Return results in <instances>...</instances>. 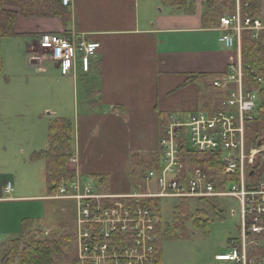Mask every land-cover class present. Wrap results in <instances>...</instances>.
Here are the masks:
<instances>
[{
  "label": "crops",
  "instance_id": "0c3cea01",
  "mask_svg": "<svg viewBox=\"0 0 264 264\" xmlns=\"http://www.w3.org/2000/svg\"><path fill=\"white\" fill-rule=\"evenodd\" d=\"M206 3L71 0L61 16L19 17L18 36L0 38V264L5 244L26 230L48 237L52 231L43 233L49 230L44 221L57 218L65 206L76 224L77 204L51 198L45 161L35 156L49 150L55 122L72 127L76 172L99 194L125 195L142 188L135 175L142 169L145 175L159 160L167 116L213 107L209 78L224 73L234 51L223 46L217 30L219 17L229 9ZM256 8L264 19V0H256ZM43 34H76L98 43L89 71L77 63L74 75H62L50 70V61L37 71L33 57ZM5 39L13 40V51L33 68L25 89L12 86L14 77L3 70ZM25 102L29 110L22 107ZM20 125L27 138L21 142L24 150L14 152L9 136ZM9 182L13 191L7 195ZM216 255L213 263L222 264ZM159 261L164 264L161 247Z\"/></svg>",
  "mask_w": 264,
  "mask_h": 264
},
{
  "label": "built area",
  "instance_id": "2783aa9c",
  "mask_svg": "<svg viewBox=\"0 0 264 264\" xmlns=\"http://www.w3.org/2000/svg\"><path fill=\"white\" fill-rule=\"evenodd\" d=\"M60 4L68 8L71 0H60ZM248 6L235 0L234 12L218 19L219 41L234 51L224 73L209 79L219 108L167 116L159 141L158 167L146 172L145 192L94 193L78 172L54 191L51 198L74 201L78 206L76 264H157L158 222L145 201L225 198L238 203V210H230V215L239 219V234L229 238L227 251L217 254L215 261L254 264L256 258L249 257L250 251L264 233V179L252 183L251 178L256 156L264 150L249 148L246 139L247 125L258 116L257 92L250 84L261 79L244 63L242 36L248 33L251 39H258L264 23L244 11ZM39 48L33 57L39 63L37 71H44L42 63L50 61L62 75H74L77 63L83 72L89 71L99 44L76 34H43ZM198 153L216 155L222 171L210 175L192 165L189 158ZM12 191L9 182L4 193Z\"/></svg>",
  "mask_w": 264,
  "mask_h": 264
},
{
  "label": "rangeland",
  "instance_id": "374dc122",
  "mask_svg": "<svg viewBox=\"0 0 264 264\" xmlns=\"http://www.w3.org/2000/svg\"><path fill=\"white\" fill-rule=\"evenodd\" d=\"M163 1L170 3L174 0ZM227 5H230V3ZM44 18L45 17H39V19ZM2 44H4L2 46V57L4 62L3 70L10 72V76L14 77L16 83L12 86H16V89L18 90L25 89L27 80L31 81L30 79L34 74L33 68L26 66L22 60L23 58L18 55L19 53L13 51V48L16 46L15 44L13 45V40L5 39ZM247 50L246 54L249 58H253V62L258 65V70L261 72V82H256L260 85V88L258 89L259 92L257 93L259 111L257 112L259 114V122L256 127H263L264 129V39L257 42H250ZM27 65H29V63H27ZM50 70L53 72H60L59 67L53 62L50 63ZM22 84L25 86H20ZM214 93L217 94L215 90ZM22 107L29 110L31 105L25 102ZM29 123L34 122L30 120ZM20 127H14L9 136V143H12V149L14 152H17V150L18 152L24 150L21 142L27 138L25 134L28 132L24 129V126L20 125ZM256 127H254V129H256ZM254 132L255 131L253 130L248 133V146L249 148L253 147L254 149H260L259 146H257V142L259 140L262 141L263 130L258 134H255ZM44 135L45 134H43L41 138H43ZM260 147H262L263 151L264 140ZM71 156L72 154L69 155L66 162L70 167V173L74 176L76 173V167L71 160ZM40 163L42 164V162ZM263 163L264 157L261 152L256 156L255 165L257 166V170L261 169ZM138 168H141V166H138ZM249 174L252 175L253 170L250 171ZM69 179V177H61V183ZM86 182L94 193L99 191H97L96 185H94L91 180H87ZM145 190V187H142L141 189H138V192L142 193L145 192ZM40 202L42 203L43 201ZM232 209H235L236 211L238 210V203L232 198L211 201L161 199L158 211H154L158 222L157 264H161L159 261L160 247L164 264H214L213 256L215 254L226 252L228 239L230 237H237L239 234L240 222L237 216L232 217L230 215V210ZM69 210L70 207L66 208L65 206V211L59 213L60 215H58L57 218H53L50 221H44L47 223V228L49 230H46L43 233L48 234L49 232L51 233V231L52 233H61L64 232V228L67 229L72 237L70 243V259H73L75 256L77 258L78 254V224L76 221L75 226H73L71 222L73 215L72 211L70 210V213ZM46 236L47 235L44 234V237ZM257 243L258 246H255L253 251H250L249 257L255 256L254 258H256V260L254 264H261L264 263V239H258ZM8 247L9 245L5 244L3 252L7 250ZM222 264L231 263L223 262Z\"/></svg>",
  "mask_w": 264,
  "mask_h": 264
},
{
  "label": "trees",
  "instance_id": "16d2710c",
  "mask_svg": "<svg viewBox=\"0 0 264 264\" xmlns=\"http://www.w3.org/2000/svg\"><path fill=\"white\" fill-rule=\"evenodd\" d=\"M241 4L249 3L248 8L244 11L251 13L252 16L257 17L256 0H240ZM166 2V1H165ZM213 4L223 9H229V14L235 10V0H207L206 5ZM230 3V5H227ZM63 7L60 4V0H0V38H9L18 36L15 32L17 19L19 17L24 18H39V17H57L61 16L60 12ZM206 16V15H205ZM264 23V19H262ZM264 39V32L256 40L251 39L248 33H244L242 36V54L244 63L251 67L254 71V75L261 77V72L258 70V65L253 62V58H249L247 53L248 45L250 42H257ZM212 78V77H211ZM210 79V78H209ZM251 88L257 93L260 85L258 83L250 84ZM214 94L213 101L215 102L213 108L218 109L219 106L215 99ZM259 112V111H258ZM259 114L257 119L247 125V142H249L248 133L255 131V134L261 132L263 127H259L258 124ZM256 127V129H254ZM263 136V133H262ZM49 150L41 152L36 156L45 161L46 167V181L49 192L53 193L61 184V177H69L71 179L74 176L69 171V165L67 159L71 155L70 145L72 141V127L63 121L55 122L49 128ZM260 141V140H259ZM258 143V142H257ZM189 162L201 168L207 174H214L217 171H222V167L218 162L216 155L195 154L189 158ZM158 167V159L154 162L150 168L154 169ZM255 173L251 182L255 183L264 179V163L260 170H257V166L253 167ZM142 173L136 174L140 185L144 187V169ZM153 211H158L160 206V200H148L144 203ZM63 228V227H62ZM64 228V232L51 233L48 237L41 236L40 232L26 230L17 239H14L8 243L9 247L4 252L2 251L1 263L2 264H76V256L70 259V243L72 237L70 232ZM260 239H264V233L261 234Z\"/></svg>",
  "mask_w": 264,
  "mask_h": 264
},
{
  "label": "water",
  "instance_id": "95a60500",
  "mask_svg": "<svg viewBox=\"0 0 264 264\" xmlns=\"http://www.w3.org/2000/svg\"><path fill=\"white\" fill-rule=\"evenodd\" d=\"M263 140H264V130H263V139H262V141L260 140V141H258V143H257V146H261V144H262V142H263ZM262 155H263V157H264V151L262 152ZM251 174V173H250Z\"/></svg>",
  "mask_w": 264,
  "mask_h": 264
}]
</instances>
